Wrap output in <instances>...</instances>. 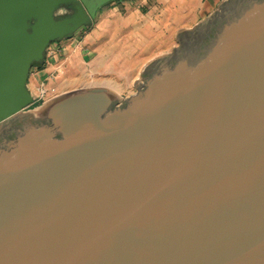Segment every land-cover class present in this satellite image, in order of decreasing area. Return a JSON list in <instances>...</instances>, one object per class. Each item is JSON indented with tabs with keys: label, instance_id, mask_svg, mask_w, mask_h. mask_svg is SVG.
I'll use <instances>...</instances> for the list:
<instances>
[{
	"label": "water",
	"instance_id": "obj_1",
	"mask_svg": "<svg viewBox=\"0 0 264 264\" xmlns=\"http://www.w3.org/2000/svg\"><path fill=\"white\" fill-rule=\"evenodd\" d=\"M119 1L0 0V264H264V0L180 29L128 96L29 108L49 44Z\"/></svg>",
	"mask_w": 264,
	"mask_h": 264
},
{
	"label": "rangeland",
	"instance_id": "obj_2",
	"mask_svg": "<svg viewBox=\"0 0 264 264\" xmlns=\"http://www.w3.org/2000/svg\"><path fill=\"white\" fill-rule=\"evenodd\" d=\"M156 18L150 20H162L161 15ZM152 21L144 27L136 26L134 19H128L126 9L106 6L88 25L54 41L64 45L53 47L60 52H50L48 71L40 78L33 74L28 77L29 89L39 94L29 108L86 86L108 88L122 97L134 93L133 81L141 79L142 66L179 45L175 38L177 26L159 22L156 26ZM63 47L69 51L61 52Z\"/></svg>",
	"mask_w": 264,
	"mask_h": 264
},
{
	"label": "crops",
	"instance_id": "obj_3",
	"mask_svg": "<svg viewBox=\"0 0 264 264\" xmlns=\"http://www.w3.org/2000/svg\"><path fill=\"white\" fill-rule=\"evenodd\" d=\"M222 0H123L116 2L112 5H118L120 8H124L127 10L128 19H134V23L144 27L148 24L152 19H158L156 17L162 16V20L152 21L150 22L152 25H156L157 23L171 24L177 26L176 30H180L182 28H190V26L195 25L200 20H202L205 16L211 13L216 7L217 3L220 4ZM111 6V5H110ZM156 10L159 13H156ZM158 15V16H157ZM150 18H152L150 20ZM137 19V20H136ZM150 24V25H151ZM64 45L63 43L54 42L50 44L46 49V56L44 63L42 66L37 67L34 66L30 70V74L35 75L36 77H42V74L47 72V64L50 62V52H60L58 49L53 50V47ZM61 52H67L66 48H61ZM45 68V70H44ZM47 69V70H46ZM29 77V76H28ZM39 77V78H40ZM38 78V79H39ZM27 88L28 80H27ZM33 101L39 98L38 93H34L29 89Z\"/></svg>",
	"mask_w": 264,
	"mask_h": 264
},
{
	"label": "flooded vegetation",
	"instance_id": "obj_4",
	"mask_svg": "<svg viewBox=\"0 0 264 264\" xmlns=\"http://www.w3.org/2000/svg\"><path fill=\"white\" fill-rule=\"evenodd\" d=\"M0 130H1V126H0Z\"/></svg>",
	"mask_w": 264,
	"mask_h": 264
},
{
	"label": "bare ground",
	"instance_id": "obj_5",
	"mask_svg": "<svg viewBox=\"0 0 264 264\" xmlns=\"http://www.w3.org/2000/svg\"><path fill=\"white\" fill-rule=\"evenodd\" d=\"M37 110V109H36Z\"/></svg>",
	"mask_w": 264,
	"mask_h": 264
}]
</instances>
